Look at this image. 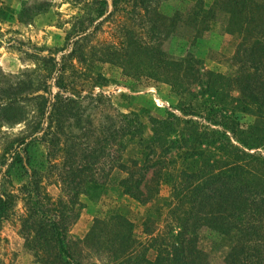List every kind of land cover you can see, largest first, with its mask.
Returning <instances> with one entry per match:
<instances>
[{
  "label": "trees",
  "instance_id": "1",
  "mask_svg": "<svg viewBox=\"0 0 264 264\" xmlns=\"http://www.w3.org/2000/svg\"><path fill=\"white\" fill-rule=\"evenodd\" d=\"M99 1L100 15L107 11L108 0ZM125 1L135 6L147 2ZM219 13L223 31L239 38L232 55L233 72H201L194 56H168L132 26L122 29L124 38L117 47L102 46V61L118 66L129 77L166 84L175 97L171 109L162 116H149L147 122L131 111L117 119L108 116L106 128L100 123L89 131L91 120L82 117L77 100L59 90L65 88L63 61L49 51L52 73L36 96L38 121L27 134L12 139L0 155V221L14 206L15 196L5 183L11 182L12 170L20 168L22 227L34 233L36 244L41 241L46 249L55 250L63 264H97L73 261L66 229L79 193L97 202L111 185L143 204L150 203L143 230L156 255L153 260L146 256V249L133 236L131 221L119 213L94 220L86 234L83 242L95 245L97 254L117 264H208V253L198 244L205 229L231 239L224 264H264V0H212L208 5L197 0L186 17L176 11L168 28L172 25L173 34L179 26H188L196 39ZM94 23L87 32L95 29ZM152 25L153 35L163 34L156 29L160 19ZM84 33L75 28L68 34L66 47L72 55ZM3 92L7 103L0 105L1 111L16 109L10 113L13 120L23 121L22 107L14 105L16 93L5 88ZM69 119L74 127L66 132L63 124ZM82 122L88 127L84 131ZM39 143L46 149V168L57 171L63 193L57 199L42 191L41 171L32 162L31 149ZM113 146L118 153L100 175V157ZM57 153L64 157L60 165L53 162ZM160 184L169 188L168 197H159ZM165 209L173 222L165 232L153 235L149 223L156 222Z\"/></svg>",
  "mask_w": 264,
  "mask_h": 264
},
{
  "label": "rangeland",
  "instance_id": "2",
  "mask_svg": "<svg viewBox=\"0 0 264 264\" xmlns=\"http://www.w3.org/2000/svg\"><path fill=\"white\" fill-rule=\"evenodd\" d=\"M146 1L143 4L146 6H138L140 3L135 6L134 2L118 0L113 4L112 0H108L107 11L99 15L98 9L102 7L99 0H0V105L7 103L4 101L7 93L4 94L3 89H11L17 95L14 105L21 106L24 111V120L15 122L10 113L16 109L4 113L0 109V155L12 139L27 134L38 121L36 96L52 73L51 63L46 57L49 51L63 61L65 88L55 87V90L59 89L63 96L74 97L77 100L75 106L82 117L91 120L93 127L88 128L87 123L82 122L81 131L84 128L91 131L100 123L106 128L108 116L117 119L121 114L131 111L147 122L149 116H162L175 103V97L166 84L129 77L118 66L102 61V46L117 47L124 38V27L132 26L137 35L143 39L150 38L168 56H194L198 59L197 67L201 72H233L236 69L232 55L239 38L223 31L221 13L208 30L194 39L190 27L179 26L171 34L172 25L170 28L168 25L170 19L177 15L176 11L186 17L197 0ZM202 1L206 5L212 2ZM159 19L160 25L156 29H160L159 32L163 34L157 36L151 32L154 29L152 21ZM92 21H95V29L87 32ZM184 25H188L186 20ZM75 28L84 31L85 35L77 39L75 54L72 55V49H67L66 43L68 34ZM73 127L72 119L63 124L66 132L72 131ZM82 137L84 139L87 136ZM114 148L111 150L106 147L104 156L101 155L100 175L107 172L112 156L118 153L114 152ZM261 151L264 154V150ZM31 152L34 167L41 171L42 191L53 199L63 196L60 184L56 181L57 171L53 173L52 169L49 171L46 168L45 146L36 144ZM124 152H121L122 158ZM63 159L62 153H57L53 162L59 164ZM82 160L85 162L86 159L82 156ZM150 177L151 172L146 176L149 183ZM10 181L5 183V188L15 196L14 206L8 217L0 221V264H63L55 256V250L50 246L46 249L41 241L36 244L34 233L22 227L25 214L24 194L21 192L22 169H13ZM158 194L159 197H168L169 188L160 184ZM74 200L66 234L75 263L80 260L82 263L117 264L101 252L97 254L95 245L83 242L94 220L113 213H119L131 221L133 236L141 244L139 246L146 249V256L150 260L155 258L156 250L149 247V235L143 230L150 203L139 202L116 185L108 186L97 202L89 201L81 193ZM170 222H173V217L165 209L156 222L149 223L153 235L165 232ZM27 232L29 235H26ZM198 244L208 253V264H224L223 258L231 245V239L202 229Z\"/></svg>",
  "mask_w": 264,
  "mask_h": 264
}]
</instances>
